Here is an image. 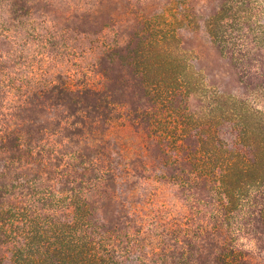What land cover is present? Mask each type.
<instances>
[{
    "label": "trees",
    "instance_id": "obj_1",
    "mask_svg": "<svg viewBox=\"0 0 264 264\" xmlns=\"http://www.w3.org/2000/svg\"><path fill=\"white\" fill-rule=\"evenodd\" d=\"M6 3L14 23L41 11L47 16L45 24L62 25L41 34L31 30L29 40L38 50L31 57L14 51L11 57L0 56V264L7 259L3 249L10 245L16 246L15 264H253L237 237L253 236L264 252V122L244 124L230 152L215 142L214 133L208 144L197 131L185 132L192 143L202 146L173 160L169 142L164 145L153 137V122L146 115L150 110L137 116L140 109L132 107V127L136 133L144 131L151 154L131 157L110 137L124 103L119 71L125 60L129 67L135 65L136 88L153 101L150 70L162 72L165 60L154 57L151 66L152 58L143 59L142 53L148 51L144 41L125 58L128 51L118 40L139 37L134 26L118 29L120 38L104 47L99 62L108 84L96 89L75 86L72 74L53 66L55 57L46 46L55 49L62 44L67 49L69 43L87 37L100 41L124 15L122 11L134 13V4L127 0ZM60 8L65 14L54 16ZM79 11L81 15H74ZM152 48L164 49L159 43ZM174 65H170L174 76L186 70L182 64ZM115 71L119 75L111 78ZM145 158L156 159L165 168L188 165L189 170H181L186 183L203 192L214 187L210 191L220 199L202 200L204 204L194 200L199 209L193 213L195 220L172 225L165 234L170 235L168 246L159 250L147 221L122 200L124 183L140 177L136 166H144ZM201 208H207L209 215L197 216Z\"/></svg>",
    "mask_w": 264,
    "mask_h": 264
},
{
    "label": "rangeland",
    "instance_id": "obj_2",
    "mask_svg": "<svg viewBox=\"0 0 264 264\" xmlns=\"http://www.w3.org/2000/svg\"><path fill=\"white\" fill-rule=\"evenodd\" d=\"M127 1L134 4V13H125L126 9L122 11L124 15L114 23L112 31L104 33L102 40L87 37L69 43L67 49L62 44L55 49L46 46L57 61L53 66L72 74L75 86L102 89L108 84L99 67L102 50L113 46L114 40L120 38L116 34L118 29L134 26L136 32L133 33H137L138 39L118 40L128 51L124 52V57L128 58V53L138 50L144 41L148 51L142 53L143 59L156 57L165 60L167 68L158 74L150 70L148 80L154 77L155 82L150 94L153 101H148L135 85L138 68L135 65L129 67V60L124 61L125 66L119 71L125 87L121 99L124 103L112 125L111 139L126 148L131 157L135 154L150 156L151 153L146 151L151 146L148 137L142 129L136 133L132 127L130 110L137 107L140 109L137 116L150 110L146 115L153 122V137L164 145L169 142L168 153L173 160L202 146V143H192L185 132L196 134L197 131L201 140L208 144L214 133L215 142L219 141L224 150H234L232 146L238 141L237 136L244 124L264 122V0ZM9 8L6 0H0V56L11 57L14 51L31 57L33 51H38L29 40L31 30L41 34L51 28L52 31L58 30L62 25L58 21L45 24L47 16L41 11L14 23ZM75 13L82 14L81 11ZM64 14L61 9L53 15L61 17ZM155 43L164 49L153 50L152 44ZM153 63L154 59L151 66ZM174 63L182 64L186 70L174 76L170 66ZM119 74L112 72L111 78ZM177 78L179 83H176ZM226 111L229 112L225 115L227 119L224 117ZM193 138L196 137L193 135ZM153 147V152L157 153ZM146 158L144 166H136L140 177L124 183L122 200L147 221L150 235L156 236L154 247L159 250L168 246L170 235H166L172 231L169 230L172 225L195 220L193 213L199 209L196 210L194 200H201L204 204L202 200L214 202L220 199L215 191H210L211 186L206 189L208 192H203L186 183L187 175L181 170H189L188 165L179 169L169 164L165 168L158 160ZM205 214L209 215L207 208H201L197 216L204 217ZM95 215L99 216L98 213ZM237 243L253 264H264V252L253 236L242 233L237 237ZM3 250L7 257L3 264H15L16 246H6Z\"/></svg>",
    "mask_w": 264,
    "mask_h": 264
}]
</instances>
